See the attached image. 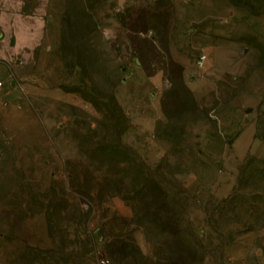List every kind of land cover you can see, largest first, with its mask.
I'll list each match as a JSON object with an SVG mask.
<instances>
[{
  "label": "rangeland",
  "instance_id": "obj_1",
  "mask_svg": "<svg viewBox=\"0 0 264 264\" xmlns=\"http://www.w3.org/2000/svg\"><path fill=\"white\" fill-rule=\"evenodd\" d=\"M10 13L43 24L33 63L0 58L33 74L0 87V262L264 264V0Z\"/></svg>",
  "mask_w": 264,
  "mask_h": 264
},
{
  "label": "crops",
  "instance_id": "obj_2",
  "mask_svg": "<svg viewBox=\"0 0 264 264\" xmlns=\"http://www.w3.org/2000/svg\"><path fill=\"white\" fill-rule=\"evenodd\" d=\"M42 24V20L35 15L17 16L10 13L2 16V14H0V58L10 60L18 56L24 59L27 64L33 63L34 46L39 39L38 31ZM45 35L46 33L42 30L41 37L44 38ZM204 45V51L210 55V60L207 61V63L221 58V49L218 42L211 41V39L208 38ZM11 74H15L22 79L33 77V74L31 75V73L25 72L23 65L16 64L10 67L5 61L0 60V78L3 82L12 83L10 79ZM150 78V81L148 80L147 82L155 83L158 76L154 73ZM18 97L17 90L3 91L0 94V101L6 98L16 101ZM0 264L5 263L0 262Z\"/></svg>",
  "mask_w": 264,
  "mask_h": 264
},
{
  "label": "built area",
  "instance_id": "obj_3",
  "mask_svg": "<svg viewBox=\"0 0 264 264\" xmlns=\"http://www.w3.org/2000/svg\"><path fill=\"white\" fill-rule=\"evenodd\" d=\"M204 58H205V54L203 53V52H201V53H198L197 55H196V60H195V62H196V65L199 67V66H201V64H202V62H203V60H204ZM22 61L19 59L18 60V63H21ZM2 84H3V81L0 79V87L2 86Z\"/></svg>",
  "mask_w": 264,
  "mask_h": 264
}]
</instances>
